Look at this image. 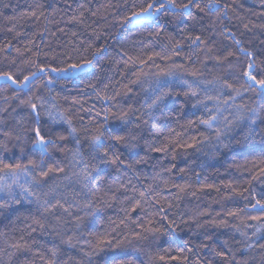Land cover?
I'll list each match as a JSON object with an SVG mask.
<instances>
[{
    "label": "trees",
    "instance_id": "obj_1",
    "mask_svg": "<svg viewBox=\"0 0 264 264\" xmlns=\"http://www.w3.org/2000/svg\"><path fill=\"white\" fill-rule=\"evenodd\" d=\"M221 2L231 5L227 10L228 19L221 18L217 21L215 16L205 19L203 23L208 28L205 35L213 37L209 42V46L214 48L213 55L224 57L231 51L235 56L220 63L216 61L202 63L206 57L199 49L195 50V54L189 59L193 50L187 41H182L180 55L173 56L170 51V40L173 37L181 40L176 29L184 25L179 21L168 23L172 19L170 16L162 15L159 23L121 26V21L128 15L132 4H142L143 0H0V49H4L9 42L12 45L10 49L0 51V72L15 73L20 69H27V61L36 59L37 50L42 53L41 62H51V58L56 56L57 60L53 67H57L63 66L61 61L65 54L74 58L83 56L92 59L91 50L84 52V48L89 43L93 44L94 48L104 45L107 54L94 61L95 67L90 69L89 74H81L73 80H60L54 85L50 95L55 97V104L61 109H68L76 118L78 128H90L102 124L105 107L113 113L117 112V107L113 105L124 110L131 107L138 110L136 114L139 115L144 111V89L150 86L153 74L159 69L166 70L173 65L182 64L191 71L194 66L203 73L202 78L205 80L211 81L219 77L234 82L232 76L243 70L241 66L245 64L247 58L239 52L231 39L219 35L221 23L236 34V38L242 41L243 47L257 53L258 63L264 60V51H262L264 50V6L259 0H221ZM37 4L42 6L37 11L38 18L27 15ZM79 5H84L87 9L84 11L82 23L72 19L83 11ZM213 23L215 31L212 30ZM244 24L248 25V29L244 28ZM160 25L165 26L164 30L156 36L155 33L160 30ZM149 33L153 35L150 36ZM166 45L168 47H165ZM121 48L133 58L153 57L149 66L143 69L149 75L141 78L142 83H130L136 78L133 73L137 72L138 68L131 63L127 65L124 63L127 57L120 55ZM16 49H19L23 55L18 54ZM155 53H159L160 56H172V59L162 60L154 56ZM13 60L16 62L15 65L12 63ZM155 65H159V69ZM229 65L232 67L230 68ZM24 74H27V71ZM51 75L55 76L54 73ZM90 82L96 84L97 90H102L104 85H108L107 92L114 96L115 100L106 105L102 104L96 98L94 90L87 86ZM36 83L40 85L42 81L38 80ZM239 83H242V80ZM128 88L132 91L128 92ZM174 88L176 92L183 91L181 85L177 84ZM14 94H17L15 85L9 87L0 81V109H7V112L0 111V119L9 126L14 124L19 115L24 114L17 107L19 101L13 99ZM18 94L23 98V93ZM41 94L49 95L47 90ZM209 94L216 95L215 92ZM227 95L228 93L225 92L223 98H227ZM185 100L183 95L167 98L165 105L168 107L162 106L160 110H155L147 117L146 132L152 135L160 132L167 134L169 129H173L174 133L181 134L185 140L196 136L201 141L196 148L178 151L174 160L171 156L161 158L160 154L152 153L148 163L137 165L135 172L126 168L117 170L112 165H100L93 170L87 195L72 176V173L79 169L69 166L68 162L71 159L69 150L74 145L71 142L66 143L63 152L55 153V158L65 166L64 173L50 174L45 178V183L46 188L57 186L56 199H59L68 211L65 212L64 208L58 207L52 212L45 213L38 210L37 205L32 204L17 206L20 211L9 210L0 215V264H45L40 259V255L49 258L48 249L51 247V242L56 240L59 243V239L52 235L53 229L62 231L65 238L74 235V242H76L75 238H79V241H91V245L77 242L73 250L62 245L60 259L67 260L68 264H89V257L85 253L92 251V246L101 238L111 240L113 245L121 246L116 249L106 248L100 254L101 257L115 256L116 259L129 260L132 264H184L183 261L168 259L179 254L177 249H183V254L188 257L187 264H195L197 257L200 261H210L211 264H234V260L247 261V264H264V247L258 246L264 245V239L260 238L264 236V229L257 236L252 235L255 228L260 227L264 220H252L251 217L259 216L261 212L248 207L249 203H255L251 194L254 192L259 198L258 194L264 191V183L252 179L253 175L258 174L252 169L264 167V163H260L264 158V152L260 151L264 137L256 136L253 142L257 146L255 151H247L244 147L235 145L231 148L220 147L214 138V133L207 131L203 126L187 127V120H195L206 114L192 109L191 101L185 104ZM214 103L207 101L208 108H213ZM236 103L259 107L264 101H261L256 93L250 92ZM173 104L178 112L174 116H169ZM225 108L227 110L223 112V116L233 120L234 109H228L227 106ZM13 109L16 111L14 112ZM24 111L26 112L27 109ZM230 112L233 115H230ZM44 121H47V117ZM112 123L110 119L109 126ZM261 127L264 128V125ZM246 130L244 124L234 125L230 136L242 141ZM204 137L208 139L205 140ZM81 143L82 151L87 157L90 149L83 133ZM118 151L128 162L138 158L123 146L119 147ZM132 151L143 156L147 147L142 145L141 148ZM173 164L175 168L171 172L164 171ZM181 168L186 169V174L180 173ZM196 173H199V177ZM157 175L159 178L153 181V177ZM66 176L72 178L65 179ZM129 180L140 190L152 184L159 193L160 203L145 205L143 211H131V205L126 200V196L131 193L119 189L121 183H127ZM164 181H168V187H165ZM229 182L231 187L228 186ZM173 184L181 187L192 185V187L179 191L171 187ZM209 184L214 187H203ZM245 189L247 191H244ZM89 201L92 207H85ZM238 209L246 210L238 212L234 217L227 215L228 212ZM200 212L205 215L198 216L197 213ZM86 213L90 214L86 215ZM162 216H167V219H162ZM77 218L81 221L79 228H77ZM34 219H38L44 225L43 230L33 222ZM148 219H153L152 227L159 228L160 232L148 235L147 239H136L134 233L142 231L137 224L148 227L145 223ZM122 220L125 224L120 223ZM172 221L175 223L171 224ZM211 221H215V224L210 223ZM234 225H238L240 231L247 232L251 239L242 237L235 231ZM206 236H210L211 240H206ZM21 237L30 247L12 248L11 245L18 241L23 243ZM185 241L188 243L186 244ZM248 243H253L251 249L245 248ZM204 244H208V248H203ZM213 246L217 252L223 251L228 254L224 257L214 254ZM121 249L125 255L120 254ZM159 256H164L165 259L160 260ZM91 259L92 264H102L98 257Z\"/></svg>",
    "mask_w": 264,
    "mask_h": 264
},
{
    "label": "snow or ice",
    "instance_id": "obj_2",
    "mask_svg": "<svg viewBox=\"0 0 264 264\" xmlns=\"http://www.w3.org/2000/svg\"><path fill=\"white\" fill-rule=\"evenodd\" d=\"M259 3L264 6V0H259ZM40 7L42 6L37 4L27 15L37 17V11ZM230 7L231 5L222 3L221 0H143L142 4H132L128 15L123 17L121 26H143L150 22L159 23L162 15L170 16L172 19L168 23L179 21L184 25L176 29L181 36V40H176L174 37L170 40V51L173 56L180 55L179 49L183 46L182 41H187L189 47L193 50L189 55V59L191 55L195 54V50L199 49L205 53L206 57L202 63L208 61L220 63L227 61L229 57H234L235 53L229 51L227 56L224 57L213 55L214 48L209 46V42L213 37L205 35L208 32V28L203 22L213 16L216 17L217 21L221 20V18L228 19L227 10ZM79 8L83 9V11H80L79 16H74L72 19L82 23L84 11H87V9L84 5H79ZM40 15H43V13H40ZM214 23L213 31H215ZM164 27V25H160V30L155 35L159 36ZM244 28L248 29V25L244 24ZM148 35L151 36L153 33ZM219 35L231 39L239 52L247 58L245 64L241 66L243 70L239 74L232 76L234 82H229L228 79L219 77L211 81L205 80L202 78L203 73L194 66L189 71L182 64L173 65L166 70L159 69V65H155L159 71L153 74L150 86L144 89L143 112L137 115L138 110L136 109L129 107V109L124 110L117 105H113L117 107V112L113 113L105 107L104 122L90 128H78L76 126V118L68 109H61L55 104V97L51 96L50 93L53 91L54 85L58 84L62 79L68 81L79 77L81 74H89L90 69L95 67L94 61L107 54L106 46L102 45L99 48H94L93 44L89 43L84 48V52L91 50L92 59H87L83 56L74 58L65 54L64 59L61 61L63 66L57 67H53L57 60L56 56L51 58V62H41L42 53L37 50L35 53L36 59L27 61V69H20L15 73L11 71L0 72V81H3L9 87L12 85L16 86L17 94H14L13 99L19 101L17 107L24 113L19 115L11 126L3 119H0V215L9 210L13 212L20 211L17 206L32 204L37 205L38 210H42L45 213L52 212L58 207L64 208L63 204L55 196L57 186L53 185L46 188L45 178L50 174L64 173L65 166L60 160L55 158V153L63 152L64 145L68 142L74 145L69 150L71 152V159L68 162L69 166L73 169H79V171H74L72 176L81 185L85 195H87L93 170L100 165L107 164L114 166L117 170L126 168L135 172L137 165L148 163L152 153L160 154L161 158L171 156L174 160L178 151L196 148L201 142L196 136L185 140L181 134L174 133L173 129H169L167 134L160 132L152 135L150 132H146L148 126L147 117L151 116L155 110H160L162 106L168 107L165 105V101L172 96L183 95L186 98L185 104L191 101L190 106L192 109L206 114L197 117L195 120H187V127L203 126L207 131L214 133V138L220 147L231 148L235 145L244 147L247 151H255L257 146L253 142L256 136L264 137V128L261 127V125H264V115H262L264 104L259 107H248L247 105L237 104L236 101L242 99L245 94L250 92L256 93L258 98L264 101V60H260L258 63L257 53L243 47L242 41L236 38V34L222 23L220 24ZM11 47L12 45L9 42L0 51H6ZM165 47L168 46L166 45ZM16 51L21 56L23 55L19 49H16ZM26 51L30 52L31 50L26 49ZM120 55L127 57L124 60L126 65L131 63L138 68L137 72L133 73L136 78L130 83H142L141 78L149 75L143 69L149 66L150 62L153 61V57L149 56L147 59L133 58L128 56V53L123 48L120 49ZM154 56L160 57L162 60L172 59V56H160L159 53H155ZM12 63L15 65V60ZM229 67L231 68L232 66L229 65ZM25 71H27V74H24ZM52 73L55 76L51 75ZM21 76L22 78H20ZM38 80L42 81L40 85L36 83ZM241 80L242 83H239ZM177 84L182 86V92L175 91L174 86ZM87 86L94 90L96 98L102 104L106 105L115 100V97L107 92L108 85H104L102 90H97L96 84L93 82H90ZM45 90H47L49 95L41 94ZM131 91L132 89L128 88V92ZM209 92H215L216 95H210ZM225 92L228 93L227 98H223ZM18 93H23V98ZM207 101L215 102L213 108H208ZM225 106L228 109H234V115L231 112L229 113L233 115V120H228L227 117L223 116V112L227 110ZM25 109H27L26 112L24 111ZM0 111L7 112V109H0ZM13 111L15 112L16 109H13ZM177 112L178 109L173 104L169 116H174ZM45 117H47L46 122L44 121ZM110 119L113 121L111 126H109ZM240 124L246 125L247 129L242 141L230 136L234 125L238 126ZM82 133L90 149L87 157L82 151ZM204 139L207 140L208 137H204ZM142 145L147 147V151L143 156H140L138 152L132 151L141 148ZM121 146L138 158L128 162L123 158L122 153L118 151ZM260 151L264 152V144L260 146ZM260 163H264V158L261 159ZM173 168H175V164L171 168L164 169V171L171 172ZM179 171L186 174V169L181 168ZM252 171L258 173L253 175L252 179L264 183V179H262L264 178V167H254ZM196 175L199 177V173H196ZM71 178L65 177V179ZM158 178L159 175L153 177V181ZM164 184L165 187L169 186L168 181H164ZM228 186L231 187V182H229ZM171 187L184 191L185 189H190L192 185L181 187L173 184ZM203 187L212 188L214 186L209 184ZM119 189H123L126 193H131V195L126 196V200L131 205V211H143L145 205H158L160 203L158 199L159 193L155 191L152 184H148L144 186L143 190H140L132 185L129 180L127 183H121ZM244 191H247V189ZM237 194L243 195V193ZM251 195L255 203H249L248 207L253 210L258 209L261 212V215L253 216L251 219L256 221L264 220V191L258 194L259 198L254 192ZM244 198L248 199V197ZM85 207H92L91 201ZM169 207L171 206L169 205ZM245 210L230 211L227 215L234 217L238 212ZM64 211L67 212L68 209L64 208ZM197 215L203 216L205 213L200 212ZM161 218L166 220L167 216H162ZM57 220H59V217H57ZM77 221V228H79L81 226L80 218H77ZM33 222L38 224L41 230L44 229V225L38 219H34ZM120 223L125 224V221L122 220ZM145 223L148 227H145L144 224H137V227L142 230L134 233L135 238L138 240L147 239L148 235H155L160 232L159 228L152 227L153 219H148ZM174 223L175 221L171 222V224ZM210 223L215 224V221ZM248 227H251V225H248ZM233 228L242 237L251 239L248 237L247 232L240 231L238 225H234ZM262 229H264V223L260 227L255 228L252 235L257 236ZM52 235L59 239V243L56 240L51 242V247L48 249L49 258L40 255V259L45 264H68L67 260L62 261L60 259L59 254L62 245L67 246L69 250L75 249L77 242L91 245V241H79V238H75L76 242H74V235H69L65 238L64 233L57 229L52 230ZM260 238L264 239V236ZM205 239L211 240V237L206 236ZM20 240L23 241L22 244L18 241L11 247L14 249L30 247L23 237ZM185 243L187 244L188 242L185 241ZM225 243L227 242L225 241ZM258 246L264 247V245ZM202 247L208 248V244H204ZM252 247L253 243L245 245L247 249ZM106 248L116 249L121 248V246L113 245L112 241L108 239H98L96 244L92 246L93 250L85 253L89 257V264H92V257H98L102 264H132L129 260L116 259L115 256L101 257L100 254ZM212 251L221 257L228 254L223 251L217 252L215 246H213ZM177 252L179 253L177 256L168 257V259L183 261L184 264H187L188 257L183 254V249H177ZM120 254L125 255L122 249ZM158 258L160 260L165 259L164 256H159ZM195 264H211V262H202L197 257ZM234 264H247V261L239 262L234 260Z\"/></svg>",
    "mask_w": 264,
    "mask_h": 264
}]
</instances>
